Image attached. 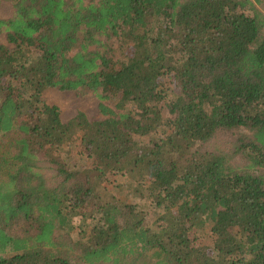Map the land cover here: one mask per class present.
<instances>
[{
	"label": "trees",
	"instance_id": "trees-1",
	"mask_svg": "<svg viewBox=\"0 0 264 264\" xmlns=\"http://www.w3.org/2000/svg\"><path fill=\"white\" fill-rule=\"evenodd\" d=\"M2 1L0 135L16 136L2 156L0 264H264V0ZM47 88L137 112L101 105L104 119L63 123ZM235 132L228 152L205 149ZM115 175L155 220L107 196ZM205 228L212 245H196Z\"/></svg>",
	"mask_w": 264,
	"mask_h": 264
},
{
	"label": "rangeland",
	"instance_id": "rangeland-1",
	"mask_svg": "<svg viewBox=\"0 0 264 264\" xmlns=\"http://www.w3.org/2000/svg\"><path fill=\"white\" fill-rule=\"evenodd\" d=\"M263 7L259 6L258 8L264 10ZM12 12L13 11L9 2H0V19H9L12 16ZM2 42L5 43L4 40H2ZM112 46L113 52L111 56H113V60L124 61L127 56L126 46L121 45L116 41L113 42ZM162 84L164 88H172L168 78H164ZM41 96L46 104L54 106L58 109L60 120L63 123L71 121L78 113H82L89 121L104 119L99 111L101 105L112 109L115 113L122 111H129L131 113L137 112L130 104L126 105L122 111H119L115 106L118 101L117 98L111 97L109 99L100 100L98 96L88 92L61 91L58 88H47L42 92ZM170 97L171 96H169V98ZM162 115L165 119L171 118L167 115L165 109H162ZM239 135L240 132L218 133L215 136V139L208 146H206L205 149H219L224 152H228L232 148V144L235 143ZM15 136L16 135L13 132L0 135V180H4L10 171L7 166L3 164L2 156L6 155L9 145ZM144 140L149 139H141V141ZM69 157H71V160L69 161L70 164H73L76 167L89 166L90 164V160L81 158L79 156L73 155L72 158V155H69ZM105 189L107 196L112 195L120 201L137 205L141 210L143 209L148 212L151 216L150 217L147 215L149 223L157 218L154 206L150 204L147 198H140L142 189L137 188V186L134 184L128 183V179L125 176L115 175V177L109 180V183L106 184ZM73 224L75 228H77L79 219H74ZM72 237L75 240L77 239V229H75ZM195 239L196 241H194V243L200 246H210L213 243V237L209 233L208 228L195 232Z\"/></svg>",
	"mask_w": 264,
	"mask_h": 264
}]
</instances>
